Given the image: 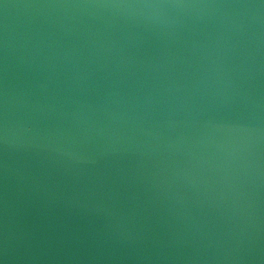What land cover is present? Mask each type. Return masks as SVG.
Listing matches in <instances>:
<instances>
[{
    "label": "water",
    "instance_id": "95a60500",
    "mask_svg": "<svg viewBox=\"0 0 264 264\" xmlns=\"http://www.w3.org/2000/svg\"><path fill=\"white\" fill-rule=\"evenodd\" d=\"M0 264H264V0H0Z\"/></svg>",
    "mask_w": 264,
    "mask_h": 264
},
{
    "label": "snow or ice",
    "instance_id": "6c2138e0",
    "mask_svg": "<svg viewBox=\"0 0 264 264\" xmlns=\"http://www.w3.org/2000/svg\"><path fill=\"white\" fill-rule=\"evenodd\" d=\"M28 131H31V128H29Z\"/></svg>",
    "mask_w": 264,
    "mask_h": 264
}]
</instances>
